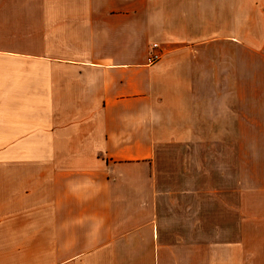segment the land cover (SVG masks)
<instances>
[{
    "label": "crops",
    "instance_id": "crops-1",
    "mask_svg": "<svg viewBox=\"0 0 264 264\" xmlns=\"http://www.w3.org/2000/svg\"><path fill=\"white\" fill-rule=\"evenodd\" d=\"M259 58L264 0H0V264H264V185L236 148L213 172L188 158L201 201L170 214L155 168L247 122Z\"/></svg>",
    "mask_w": 264,
    "mask_h": 264
},
{
    "label": "rangeland",
    "instance_id": "rangeland-1",
    "mask_svg": "<svg viewBox=\"0 0 264 264\" xmlns=\"http://www.w3.org/2000/svg\"><path fill=\"white\" fill-rule=\"evenodd\" d=\"M256 86L258 88L256 96L244 95L240 98L243 117L247 122L227 124L226 143L217 144L213 143L212 140L210 144L200 143L189 147L166 145L159 150L155 168L160 172L158 185L164 193L162 196L164 212L170 214L172 201L186 202L188 200L192 201V199H194V202L201 201L197 195L185 192L187 177L181 173L187 168L188 158L192 168H203L213 172L230 167L228 164L230 159L234 158L236 148L237 153L242 154L244 169L252 171L254 182L264 185V60L262 58H259L258 83ZM244 87L250 88V85H244ZM216 131L205 130L203 135L205 136L208 132L207 135L213 136ZM234 137L240 138V144L232 143ZM204 179H209L212 189H216L214 184L219 179L217 175L212 173L209 178ZM202 183L203 178L201 177L199 185H202ZM177 190L179 193H177ZM211 198L213 203V196Z\"/></svg>",
    "mask_w": 264,
    "mask_h": 264
},
{
    "label": "built area",
    "instance_id": "built-area-1",
    "mask_svg": "<svg viewBox=\"0 0 264 264\" xmlns=\"http://www.w3.org/2000/svg\"><path fill=\"white\" fill-rule=\"evenodd\" d=\"M162 57H163V54L160 51L159 45L154 44L152 46V52H151V54L149 56L148 63L150 65H155V64H157L158 62L161 61Z\"/></svg>",
    "mask_w": 264,
    "mask_h": 264
}]
</instances>
